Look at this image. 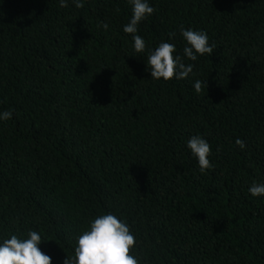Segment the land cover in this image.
<instances>
[{
    "label": "trees",
    "instance_id": "obj_1",
    "mask_svg": "<svg viewBox=\"0 0 264 264\" xmlns=\"http://www.w3.org/2000/svg\"><path fill=\"white\" fill-rule=\"evenodd\" d=\"M67 2L0 0V241L35 230L63 264L111 213L140 264H264V196L248 191L264 184V0H148L143 53L128 0ZM181 26L213 53L185 59V79L151 78L160 42L183 55ZM193 135L211 146L204 173Z\"/></svg>",
    "mask_w": 264,
    "mask_h": 264
},
{
    "label": "clouds",
    "instance_id": "obj_2",
    "mask_svg": "<svg viewBox=\"0 0 264 264\" xmlns=\"http://www.w3.org/2000/svg\"><path fill=\"white\" fill-rule=\"evenodd\" d=\"M76 8L84 6V0H72ZM132 6V16L124 27V33L131 34L133 48L136 53H143L146 48L145 40L137 35L138 24L146 16L152 15L156 9L151 7L148 0H128ZM60 7H67V0H59ZM104 29L107 23L101 24ZM180 33L186 46L183 55H174L175 44L160 42L154 50H149L147 66L150 69L151 78L165 81L185 79L193 72L194 65L185 64L184 60L196 61L198 55L203 56L213 53L215 45H209L208 36L203 31H194L191 28L180 27ZM176 33L169 34L170 38ZM196 93H201L207 87L205 81L196 80L194 85ZM12 117V111L0 113V120L6 121ZM235 144L240 148L246 147L245 143L237 138ZM187 148L196 158L201 173L213 168L209 160L211 154L210 144L200 135H193L187 141ZM219 151V149H217ZM248 191L254 197L264 196V184L253 183ZM26 238L17 234H10L8 238L0 241V264H52L51 256L45 254L39 248L42 237L35 230H28ZM136 245L135 236L129 226L117 218L114 214H102L89 222L88 230L78 236L74 253L71 257L65 256L63 264H140L139 259L131 254Z\"/></svg>",
    "mask_w": 264,
    "mask_h": 264
}]
</instances>
